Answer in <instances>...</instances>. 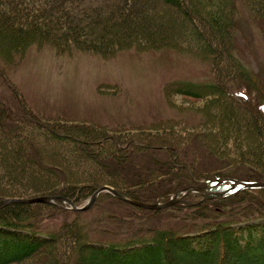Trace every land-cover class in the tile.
<instances>
[{"label": "rangeland", "instance_id": "1", "mask_svg": "<svg viewBox=\"0 0 264 264\" xmlns=\"http://www.w3.org/2000/svg\"><path fill=\"white\" fill-rule=\"evenodd\" d=\"M43 3L45 0H41L39 5ZM114 3V0H82L81 4L74 5L70 0L60 5L67 11L73 6V23L79 21L83 25V31L78 34L67 33L69 40L66 42L56 43L53 36L58 35L55 32L46 33L49 35L42 40L32 36L26 38L28 41L21 51L13 53L11 60L4 51L6 47L0 44V144L11 150L12 164L16 166L14 171L23 175L31 185L24 189L8 186L0 190V204L4 203L0 209L22 207L27 216L25 220H33L45 232L59 234L66 226L74 225L87 233L90 240L98 242L118 241L145 234L154 228L182 229L204 219L232 218L248 209L257 210V206H261L259 202L244 192L257 194L255 189L259 188L245 187L242 183L264 184V181H251L264 180V161H241L232 157L236 153L225 150L221 142L215 143L213 130L217 122L208 123L210 114L214 112L210 106L217 103L214 102L215 94L209 91L205 96L197 94L209 90L207 86L212 83L230 90L249 85L253 91L242 89L236 97L247 103L245 107L255 105L264 114V19L250 12L249 8L239 6L238 30L233 33L232 41V55L237 64L225 61L224 65L222 62L218 71L215 67L219 61L215 60L213 52H208L199 33L189 37L192 35L190 28L185 33L159 32L157 20H173L180 15L174 7L162 0H129L119 10ZM143 3L147 6L145 14L142 17L135 15L133 9ZM61 8H52L49 15L55 16ZM87 8L97 9V15H103L106 21L108 18L107 23H112L113 28L105 30L106 26L100 23V27L94 29L82 15ZM127 24L131 26L134 39L130 37V42L114 45L112 51L99 45L98 39L88 41L95 38V33H111L117 26L127 28ZM116 33L124 34L121 31ZM205 42L208 43L207 39ZM199 47L202 49L198 52ZM43 125L50 130H57L54 125H58L59 131L73 134V141L82 144L84 140L79 135V128L90 127L119 138L111 153L99 152L102 143L98 147L92 145L95 149L91 148L93 154H98L97 160L105 162L106 179L79 177L61 180L59 176L53 180L52 188L56 191L68 187L86 189L93 185L91 188L95 191L83 190L73 198L76 203L63 195L44 196L49 189L39 188L37 180L33 179L35 175L21 164L22 158L25 163L40 164L60 173L66 171L63 164L55 165L49 157L45 159V153H41L34 145L35 141L27 137V134L31 135L30 130L40 129ZM60 126L73 128L70 131ZM163 127H172L171 131L180 136L178 146L168 149V153L158 151L156 145L141 148L136 139L125 143L128 138L124 133L156 137V134L164 132L161 131ZM25 138L30 145L25 146V151L16 150V145ZM45 146L46 154L50 156V150ZM54 152L61 156L59 151ZM6 153L10 152L0 151V172L3 169L0 174L8 176L5 172ZM61 157L69 158L65 154ZM72 172L78 173L77 169ZM220 179L226 182L218 185ZM4 182L7 183L4 180L2 188H5ZM215 183L218 186L209 190L215 192L213 195L194 192ZM104 187L112 189L113 193H100L93 205L83 210L93 194ZM188 189L192 192L187 193ZM42 191L46 193L42 195ZM92 191L93 194L89 195ZM177 192L190 195L188 203L195 207L174 203L152 210L133 203L154 205L156 202L153 201L159 197L161 204H167L176 198ZM230 193L237 197L229 202H206L210 197ZM116 194L132 202L124 201ZM45 197L53 200L38 202ZM187 198L184 196L178 201L186 202ZM181 259V264H189L185 256ZM37 261L27 260L21 264H37ZM87 262L85 258L82 264ZM91 262L98 264L95 260Z\"/></svg>", "mask_w": 264, "mask_h": 264}, {"label": "trees", "instance_id": "2", "mask_svg": "<svg viewBox=\"0 0 264 264\" xmlns=\"http://www.w3.org/2000/svg\"><path fill=\"white\" fill-rule=\"evenodd\" d=\"M65 1L69 2L70 0H45L44 5H39L41 0L36 2H31V0H0V44L6 47L4 51L7 52L6 55L10 60L14 56L13 53L21 51L22 46L28 41L26 38L34 36L37 40H42L49 35L46 33L55 32L58 37L52 36L56 39V43L61 40L66 42L69 40L67 33H75L76 35L83 29V25L79 21L73 23V6L68 9L71 12L61 8L60 5ZM71 1L74 5H79L82 2V0ZM114 2V7L120 10L129 0H114ZM162 2L177 9L180 15L173 17V20H157L159 32L185 33L190 28L189 33L192 35L189 37L194 36L193 33H199L202 43L204 42L205 47L209 49L208 52H213L215 60L218 59L219 61V65L215 67L218 71H220L222 62L224 65L225 61H228V64L229 62L233 64L236 62L232 55V41L233 33L238 30L237 12L239 6L249 8L250 12L260 15L264 19V0H162ZM37 5L41 8L38 9L39 6ZM57 7H60L61 11L55 13V16H50V10L52 8L53 10L57 9ZM145 7L147 6L143 3L142 6L133 9L134 14L142 17L146 12ZM85 10H83L82 15L84 19L87 18L88 23L94 29L99 28L100 23L104 27L106 26L103 28L105 30L109 31L113 28L112 23H107L108 18L106 21L103 15H97L95 12L97 9L87 8V13ZM67 15L72 16V18ZM111 16L112 14L109 15L110 18ZM130 29L131 26L129 25L127 28L117 26L111 33L93 34L95 38L88 41L98 39L99 45H102L105 50L110 51L111 49L112 51L114 45H123L130 42V37H135ZM119 31L124 32L125 35L116 33ZM80 34L82 35V33ZM75 35L73 39H75ZM205 39L208 43L205 42ZM191 41V44H194L193 40ZM191 48L196 49L193 46ZM197 49L199 52L202 47ZM207 88L209 90L201 91L197 96H205L208 91L215 94L214 102L217 103L210 106L214 112L211 111L213 113H209L210 117L208 118V123L210 121L212 123L217 122L216 127H214L216 129L213 130L215 131V143L221 142L225 150L236 153L234 154L236 156L232 157L241 159V161L249 159L262 163V160L264 161V114L255 105L252 108L250 105L245 107L244 104L247 103L236 97L242 89L253 91V88L249 85H242L230 90L222 86L221 88L217 87L213 83ZM244 108L249 112L245 111ZM54 126L57 130H50L45 126V128L30 130L29 133L32 136L27 134V137H31L35 141L34 145L40 149L41 153H45V159L49 157L55 165L62 166L63 164L66 171L60 173L40 164L25 163L22 158L21 164L24 168L29 169L31 175H35L33 179L37 180L36 184H39L37 185L39 188L49 189L47 190L49 193L44 194V196L63 195L64 198L76 203L73 198L79 196L83 190L94 189L95 191V188H91L93 185L86 189L68 187L65 190L56 191L52 188L53 180L59 176L61 180H65V178L78 179L79 177L91 180L106 179L108 174L103 168L105 162L97 160L98 154H93L91 148L94 145L98 147L99 143H102L103 146L99 152L111 153L115 149L114 143L119 142V138L105 135L103 131L94 128H79L81 134L78 132L77 134L84 140L82 144L73 141V134H66L64 131L58 130V125ZM60 127L61 129L66 128V130L73 128ZM171 128L163 127L161 131L164 130V132L156 134V137L124 133V137L128 138L125 143L136 139L135 142L141 148L156 145L159 148L158 151L168 153V149L174 148L180 143V136H177L175 131L172 132ZM252 132L254 135L250 136ZM9 138L12 139L11 136ZM22 140L23 142L16 145V150L25 151V146L30 145L26 138ZM84 142L88 144L85 143V145ZM44 146L50 150V156L49 153L46 154L47 151ZM53 150H57L61 156L65 154L69 158H63ZM0 151L10 152L4 155L7 160L5 167L7 171L5 170V172L8 173V176L0 174V190H5L8 186L16 189L31 187L23 175L14 171L16 166L12 164L13 154L11 150L0 144ZM51 151H53L52 154ZM81 168L83 171H80ZM74 169H77V174L72 172ZM0 173H3V169ZM4 180L7 183L4 182L5 188H2ZM125 181L127 182V180ZM251 181L264 180L253 179ZM255 190L257 194L249 191L244 192L252 196V199L257 200L261 205L260 207L257 206L255 211L248 209L247 212L232 218L213 217V219H204L199 223H190L182 229L175 227L154 228L145 234L128 236L118 241L98 242L90 240L87 233H83L74 225L66 226L59 234L45 232L38 223L33 220H25L27 216H25L22 207H5L0 209V264H21L33 259H38L37 264H82L85 258L88 261L87 264H92V260L97 261L98 264H181V256H185L189 260V264H264V188ZM94 191L89 195H92ZM43 193L46 191H42V195ZM234 197L237 196L210 197L206 202L222 204L231 201ZM158 201L159 197L155 198L153 202L157 203ZM176 205L195 207L194 204L192 206L191 203H188V198L186 202H179Z\"/></svg>", "mask_w": 264, "mask_h": 264}, {"label": "water", "instance_id": "3", "mask_svg": "<svg viewBox=\"0 0 264 264\" xmlns=\"http://www.w3.org/2000/svg\"><path fill=\"white\" fill-rule=\"evenodd\" d=\"M233 182H234V184H237L238 183L237 181H233ZM242 184L245 187H249V186L254 187V188L264 187V184L263 183H256V184H252V185H248L246 183H242ZM197 190H201V188H197ZM189 191H192V189H188L187 190V192H189ZM102 192L113 193L112 192V189H110L108 187H104V188L100 189L99 191H97V192H95L93 194V196L91 197V199L89 200V202L86 204V206L83 208V210L90 208L93 205V203L95 202V200L98 198L99 194L102 193ZM176 194H177L176 195V198L173 201H171V202H169L167 204L157 203V204H154V205L153 204L152 205H148V204H145V203L134 202V201H133V203H135L137 206H140V207H143V208H148V209H152V210H158V209H161V208H164V207H167V206H171L176 201H178L179 198L177 196L181 195L182 192H177ZM116 196L119 197L120 199L124 200V201L132 202L131 200H128V199H126V198H124V197H122V196H120L118 194H116ZM56 199L57 200H60L61 198H59V199L56 198ZM52 200L53 199H50L48 197H45V198L39 199L38 202H42V203L45 202V203H47V202H50ZM68 203L72 205V203H70V202H68ZM3 204H0V208L3 206Z\"/></svg>", "mask_w": 264, "mask_h": 264}, {"label": "bare ground", "instance_id": "4", "mask_svg": "<svg viewBox=\"0 0 264 264\" xmlns=\"http://www.w3.org/2000/svg\"><path fill=\"white\" fill-rule=\"evenodd\" d=\"M184 196H187V195H185V194H182V195H179V196H177L179 199H182V197H184Z\"/></svg>", "mask_w": 264, "mask_h": 264}]
</instances>
